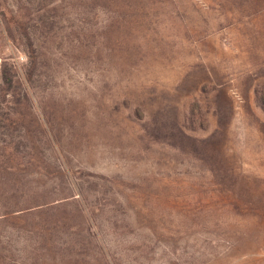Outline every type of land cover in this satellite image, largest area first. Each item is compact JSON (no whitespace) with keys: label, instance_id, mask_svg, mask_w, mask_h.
Segmentation results:
<instances>
[{"label":"rangeland","instance_id":"rangeland-1","mask_svg":"<svg viewBox=\"0 0 264 264\" xmlns=\"http://www.w3.org/2000/svg\"><path fill=\"white\" fill-rule=\"evenodd\" d=\"M256 94L264 0H0V264H264Z\"/></svg>","mask_w":264,"mask_h":264},{"label":"trees","instance_id":"trees-1","mask_svg":"<svg viewBox=\"0 0 264 264\" xmlns=\"http://www.w3.org/2000/svg\"><path fill=\"white\" fill-rule=\"evenodd\" d=\"M2 78H3L4 80H8V79L6 78V76H5L4 73L2 74ZM255 101H256L257 105H258L261 109L264 110V95H262V94L257 95V94H256V95H255Z\"/></svg>","mask_w":264,"mask_h":264}]
</instances>
